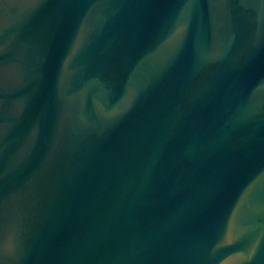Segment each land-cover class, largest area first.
Returning a JSON list of instances; mask_svg holds the SVG:
<instances>
[{
  "label": "water",
  "instance_id": "1",
  "mask_svg": "<svg viewBox=\"0 0 264 264\" xmlns=\"http://www.w3.org/2000/svg\"><path fill=\"white\" fill-rule=\"evenodd\" d=\"M0 264H264V0H0Z\"/></svg>",
  "mask_w": 264,
  "mask_h": 264
}]
</instances>
